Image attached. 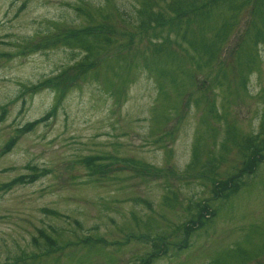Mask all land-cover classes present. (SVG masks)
<instances>
[{
    "label": "rangeland",
    "instance_id": "1",
    "mask_svg": "<svg viewBox=\"0 0 264 264\" xmlns=\"http://www.w3.org/2000/svg\"><path fill=\"white\" fill-rule=\"evenodd\" d=\"M141 1L163 20L174 16L164 6L171 0H0V186L37 176L0 192V264H136L154 248L133 236L179 240L178 227L202 202L208 223L189 234L182 252L173 256L171 244L151 264H264V161L237 175L242 184L230 196L211 191L212 180L239 173L244 138L264 139V41L250 45L248 8H241L221 64L196 71L189 56L198 54L185 56L184 44L210 39L229 11L181 14L180 30L189 33L177 46L167 24L139 25ZM95 26L110 33L97 79L93 71L71 82L62 97L53 88L29 92L60 83L84 57L57 34ZM101 79L108 80L100 86ZM88 157L102 158L101 172L84 164ZM43 235L55 242L51 250Z\"/></svg>",
    "mask_w": 264,
    "mask_h": 264
},
{
    "label": "trees",
    "instance_id": "2",
    "mask_svg": "<svg viewBox=\"0 0 264 264\" xmlns=\"http://www.w3.org/2000/svg\"><path fill=\"white\" fill-rule=\"evenodd\" d=\"M192 1L186 0H171L168 2V4L165 6V11H170L174 16L170 19L163 20L165 16H163V12L158 11L157 14L152 13L151 11V5L150 3H147L145 1L140 2V8L137 11V18L138 23L141 27L145 28L150 24V22L155 21V24L162 25V23H165L170 27H172V31H174V34L176 36V40L180 39L179 44L177 42H172L173 44H176L177 46L182 44V40L184 39L185 35L189 33V30L187 28H184L183 30H180V20H181V14H185L187 12H190L194 16V13L196 17L204 18L207 16V14L210 13V11H213L215 8H222L229 11L230 16L229 19L224 21L218 28L216 29L215 33L211 36L210 39L203 37L197 41L193 42L188 41L184 48V54L185 52H188L190 50L191 52H194L196 55L198 54L197 59L194 58V56L190 55L189 60L191 61L192 66L196 69V71H202L205 69L211 68V65L216 63V65L221 64L220 59H218V54L220 53V49L225 44L226 38L228 34L230 33L232 25H234L235 21L233 20V17L236 15V12L239 9H247L248 8V22L246 23V34L247 38L250 41V45L255 44L256 42H262L264 41V37L262 38L261 30L260 28H264V0H205L203 2H200L196 4ZM161 21V22H160ZM179 21V23H178ZM146 26V27H144ZM107 30V29H106ZM108 30L104 31L103 27L95 28L92 27H86L80 30H66L62 31L59 34H57L55 41L59 42L63 46L68 47L71 50H78L80 52L84 53L83 59L75 66L73 69V73H65L63 75V79L60 83H54L52 80H47L42 82L41 84L37 86L31 87L29 92L34 93L41 91L42 89H48L53 88L55 89L57 95L59 97H62L66 90H68L71 82L72 84H76L77 80L85 77L87 74L94 72V79H97V68L101 64V57H105V55L101 52V43L106 45V43L109 42V36H108ZM250 34V35H249ZM245 37V36H244ZM243 37L238 40L236 43L237 46L240 45L242 42ZM49 41V40H48ZM97 41H100V43L97 44ZM184 41V40H183ZM131 43V41H128L126 47ZM159 50V49H157ZM162 52H168L170 51L168 47L161 48ZM171 54H176L174 51H170ZM190 53V52H189ZM217 54V58L215 60V55ZM177 55V54H176ZM186 56V54H185ZM222 70V67H221ZM222 73V72H221ZM214 74L209 78V81L207 84H201V88L198 89L199 96L205 95L206 89L210 86L213 80L216 81V78L220 76ZM194 74H191V76ZM223 75V74H222ZM112 78H109L111 80ZM101 79V85H103L104 81H107ZM203 82L205 83V79ZM66 85V86H65ZM212 104H209L207 107V114L209 117L213 116L216 117L217 112L214 108H212ZM2 108L0 107V120L4 117L5 112H1ZM52 115V111L48 112L43 118L29 122L25 124L20 131L22 133H27L33 128L40 124L42 121L48 119ZM261 134H254L253 137H246L243 140V150L247 151L248 154L246 156V159L241 164V169L238 174L231 176L225 180H212V193L215 198H226L227 196H230L232 193H234L242 183L239 182V177L237 179V175L242 176L243 174L251 175L255 171V168L258 163L264 161V155L262 154V148L264 149V139H260ZM13 142L10 141L6 148H4L5 152L10 151L13 147ZM192 160H194L193 164L197 163L196 161V155L194 154V150L192 152ZM102 158L99 157H88L84 158L83 161L85 162L87 166H89V169L93 172H101L100 163L98 162ZM146 170H148L147 167H142ZM36 174H31L30 176H19L15 179H13L11 182L4 184L0 186V192L2 191H8L12 189L15 185L19 184H25V183H31L36 180ZM215 182V183H214ZM197 204V214L194 218H191L190 220L184 222L180 228L182 230V237L179 240H175L172 243L165 240V238L155 235L154 238L148 239L144 236H137L134 237V239L144 238V240L151 242L150 244L153 246L154 250L149 253L145 258H140V260L136 264H151L152 259L159 256L161 253L168 252L169 248L172 244V253H174L173 256L176 254L182 252L184 248L186 249L188 246V237L191 232H193L195 229H200L203 227L206 223H208V219L203 218V213L206 214L207 212V204ZM45 238V243L48 245V247H53L54 241L49 240L46 236L43 235ZM99 240V241H98ZM84 243L92 244L96 242H102L100 239H94L91 237H87L83 240ZM171 254V253H170ZM172 255V254H171Z\"/></svg>",
    "mask_w": 264,
    "mask_h": 264
}]
</instances>
